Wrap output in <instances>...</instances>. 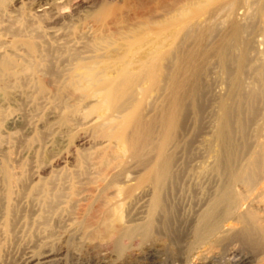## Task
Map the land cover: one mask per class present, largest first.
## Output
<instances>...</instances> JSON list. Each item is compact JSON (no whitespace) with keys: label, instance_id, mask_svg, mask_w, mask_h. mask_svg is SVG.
<instances>
[{"label":"rangeland","instance_id":"1","mask_svg":"<svg viewBox=\"0 0 264 264\" xmlns=\"http://www.w3.org/2000/svg\"><path fill=\"white\" fill-rule=\"evenodd\" d=\"M150 1L6 0L0 7V38L8 43L3 41V46L0 41V51L9 52L10 42L18 41L19 44L13 47L17 46L15 50L22 55L19 58L22 57L20 62L25 67L19 77L0 86V160L2 162L10 155V169L14 173L20 171L26 179V190L22 191L24 197L15 199L16 217L5 235L1 216L5 187L0 174V264H184L183 252L171 249L165 232L143 244L135 241L132 249L122 256L114 251L111 236H92L106 211H109L110 223L115 229L141 223L147 217L143 201L130 204L125 196L129 187L138 186L137 177L143 175L144 167L133 163L121 142L108 140L99 130L100 124L113 119L115 114L105 104L99 90L104 83L116 80L117 70L122 69L120 57H126L132 64L127 68L139 74L147 67L146 56L160 48L155 44L158 36L151 33L143 34L144 39L152 40L154 44L150 49L128 46L124 40V37L131 36L129 32H139L138 28L142 26L137 24L147 16L145 10L152 9L157 0ZM141 5L144 8L141 9ZM238 14L235 17L237 22L249 23L243 10ZM132 17L138 18L137 22ZM204 20L203 17L198 19L201 25L205 24ZM254 24L252 58L255 64H258L257 60L261 64L264 61V23L258 19ZM169 30L165 32L166 37L161 38L168 37L163 54L175 48L170 44H173L176 31L174 28ZM113 40L114 44L109 45ZM27 41L35 46L36 60L29 57L27 47L21 44ZM211 56L209 59L214 62L207 59L201 65V108L195 111L196 114L194 111L186 113L182 130L171 147L173 151L170 149L172 173L178 177L172 182L175 186L170 185L168 199L175 208L170 222L177 228L198 211L201 198L207 192L204 186H210L216 174L213 164L220 151L213 134L220 104L229 102L230 86L218 57ZM34 62L37 63L36 70L30 67ZM90 66L105 74L103 82H90L84 76ZM251 75L247 74L248 80L244 78L245 84L249 82L246 86L256 84ZM145 80L137 83L133 102L140 103L139 112L147 109L145 115L153 117L156 114L154 109L164 101L161 98L164 95L150 89ZM143 89L151 94L146 100L142 99ZM259 108L254 120L259 124L254 122L249 127L251 146L264 145V102ZM121 123L117 120L111 126L122 130ZM260 126L263 129H258ZM214 147L219 152L214 153ZM148 153L151 152L144 153V159L152 162L154 155L151 153L148 158ZM113 179L116 182L112 184ZM45 184L44 187H49L46 191L42 187ZM260 197L261 201L253 205V210L264 219L263 194ZM217 249L218 258L209 264H264V245L254 241L245 242L233 236Z\"/></svg>","mask_w":264,"mask_h":264},{"label":"bare ground","instance_id":"2","mask_svg":"<svg viewBox=\"0 0 264 264\" xmlns=\"http://www.w3.org/2000/svg\"><path fill=\"white\" fill-rule=\"evenodd\" d=\"M157 1H154L156 4L152 9L149 6L150 10H145L147 16L143 17L142 22L137 24L142 26L138 28L139 32L135 30L129 32L131 29L126 30L131 36L124 37V34L123 37L128 46L149 47L150 49V46L154 44L152 40L147 41V39H144L143 34H155L158 36L155 44L159 45L160 48L157 51L155 49V52L152 51V54L149 53L146 56L147 67L139 74L132 73L127 68L130 64L128 59L119 56L122 69L117 70L116 80L104 83V86L99 90L103 95L105 104L116 114L113 115V119H106L104 123L102 122L99 130L108 140L116 139L121 142L133 163L144 167V171L142 170L143 175L140 174V177H137L138 186H135V188L129 187L125 196L130 200V204L143 201L147 217L141 223L126 228L116 227L117 229H115L111 226L109 211H106L99 228L92 236H111L114 251L122 256L129 249H132V244L135 241L143 244L160 232H165L167 242L173 247L171 249L183 252L184 264H209L218 258L219 251L217 248H220L223 242L233 236L242 238L245 242L254 241L258 245H264V219L260 213L253 210V205L257 204L256 202L261 199L262 194L264 198V145L253 143L254 145L251 146L252 142L249 140L251 137H248L250 125L252 126V123L256 120L259 105L264 102V61L262 60L263 62L259 64L261 61L255 60L258 62V64H255L252 58L254 46L251 40V37H253L251 34L256 28L254 20L261 19L264 23V0H161L158 3ZM5 2L6 0H0V7ZM149 2L151 1L149 0ZM142 5L141 9L144 8ZM240 10H243L249 18V23L244 21L247 24H242L235 20L237 19L235 18L237 17L236 13L238 14ZM133 15H136V12ZM202 17L205 18V24L203 25L199 23L200 20L198 21ZM136 19L138 20V18ZM136 19L133 18L132 20L137 22ZM171 27L174 28L176 34L173 38V44L170 45H175L173 46L175 48L173 51L163 54L162 50L165 48L164 45L168 37L165 40L161 38L166 37L165 32L169 28L171 30ZM219 28H222L223 33L222 31L219 32ZM0 41L4 46L5 41L3 40V42L1 38ZM110 43L108 42L109 45L114 44V40ZM16 44H19V42H10L9 45H12V47L10 46L11 50L9 52L0 51V86L11 78L19 77L25 71L24 65L20 62L22 57L19 58L21 54H17L18 51L15 50L17 46L13 47ZM21 44L27 47L29 57L36 60L35 46L30 41ZM211 53L212 56L214 54L218 57L228 79L227 83L229 84L227 85L231 87L227 86L230 89L229 102H220V107L218 106L219 117L216 115L218 123L216 122V129L214 127L213 136L220 151H218V148L215 150V147L212 150L214 153L219 152L218 156L212 153L217 157L216 162L213 164V171L216 174H214V178L211 177L213 183H210V186L206 184L204 186L206 189L202 187L207 192L201 198V205L197 202L200 205L198 211L184 222L182 227L178 226L177 228L176 225L170 222L175 213V208L173 202L168 199L169 192L172 189L170 185L177 177L172 173L173 156L171 147L176 141V136L182 130V121L186 113H189V111L197 112L201 106L200 100L203 88L199 83L201 81L199 78L203 66L202 62L209 59ZM209 61L214 62L210 59ZM30 67L36 70L37 63H32ZM247 74H252L251 76L255 78L256 84L253 82V86H250V84L247 85L248 87L246 86L249 83L245 84L244 80V78L248 80ZM84 76L90 82L101 83L105 74L96 71V69L94 70L90 66ZM142 79L147 80V86H150V89L155 92L160 91L161 96L164 95L163 97L160 96L164 98V101L155 109L153 108L156 112L153 117L145 115L147 109L139 112L140 103L133 102L136 94L135 89L138 88L137 83L139 85ZM149 95H151L149 90L148 92L144 90L142 99H148ZM115 119L123 122V124L121 123L124 126L122 130L111 126V123L117 121ZM257 123L259 124V121ZM261 126L258 129L264 128L263 126L261 128ZM256 134L258 138V133ZM253 138V142H255V137ZM145 152H151L154 155L152 162L146 161L147 158L144 159ZM150 154L148 158L151 157ZM10 159L11 156L9 155L2 159V162L0 160V174L5 187L3 205L0 204L3 220L1 222L5 235L10 222L12 223L16 217L14 201L15 199H22L24 197L22 191L26 190L25 177H22L20 171V173H14L10 169ZM22 174L24 173L22 172ZM114 182L116 180L112 184ZM46 185H42V187ZM172 186L175 185L172 184ZM44 188L46 191V188L49 187ZM27 190L29 192V188ZM138 190H141L138 192L139 194L136 193ZM124 241L129 244L125 245ZM262 253H264V249Z\"/></svg>","mask_w":264,"mask_h":264}]
</instances>
